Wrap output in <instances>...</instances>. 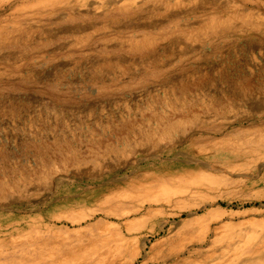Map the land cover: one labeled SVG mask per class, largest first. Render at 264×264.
I'll return each mask as SVG.
<instances>
[{"label":"rangeland","instance_id":"rangeland-1","mask_svg":"<svg viewBox=\"0 0 264 264\" xmlns=\"http://www.w3.org/2000/svg\"><path fill=\"white\" fill-rule=\"evenodd\" d=\"M218 1L223 4V0ZM175 4L176 0H149L139 15L118 18L120 24L116 19H98L95 29L87 34L65 36L59 31L55 16L30 15L19 20L22 28L26 26L31 31L27 45L12 48L1 45L0 40V217L11 214L18 219L31 218L30 227L9 226L0 220V264L61 263L52 245L62 249L91 235L106 237L124 222L141 219V211L152 205L153 218L142 224H160L168 216L169 220L157 235L143 232L138 236L151 245L171 230L176 241L184 240L185 248L192 241L196 250L191 257L188 251L181 254L184 256L175 260L177 264H209L211 258L226 264L227 260L236 259L238 250L246 247L241 245L242 240L236 244L224 240L208 243L213 237L210 230L220 221V233L239 235L244 241L247 236L264 231V182L250 184L264 177V155L257 160L249 156L234 161L224 148L230 141L240 147L248 141L252 147L254 142L248 138L257 136L256 125L264 126V0H244L250 13L232 7L227 16L232 17L235 30L224 33L204 31L210 15L169 21L158 13L165 9L171 14L173 9L175 13L191 7L173 8ZM161 18L164 24L159 29L128 31L120 27L144 20L159 22ZM12 22L15 20H8L6 26L15 27ZM184 22L194 26L176 27ZM251 23L260 24L261 31L247 27ZM142 34L150 36V45L132 49ZM245 77H250L247 84L252 86L248 92L252 97L237 98L223 108L196 105L200 98L211 97L207 93L209 87L218 92L227 81ZM257 83L262 84L256 87ZM180 86H184V94ZM251 100L262 110L254 111ZM181 102H193L194 113L184 110V119L175 125L177 128L163 130L162 119L171 117L173 107ZM201 120L207 122L206 128L210 127L207 132L199 126ZM215 125L220 127L217 133L211 128ZM191 136L199 141L190 143ZM256 151L264 152V147ZM206 167L216 171L205 170L211 175H201V169ZM161 171L168 173L163 176L165 179L155 177ZM138 174L139 180H132ZM197 181L201 182V190L193 192L189 183ZM247 181L252 188H240L239 184ZM166 187L171 192H164ZM166 194L186 199L188 204L149 201ZM107 195L117 201L98 205ZM207 231L208 241L200 242ZM169 243L170 240L159 244L158 248ZM260 249L264 251V247ZM261 250L249 251L242 257L251 260ZM144 254L132 264H141ZM186 256L190 258L182 259ZM118 259L114 264H124L127 258ZM237 260L235 264L240 263ZM253 264H264V259Z\"/></svg>","mask_w":264,"mask_h":264},{"label":"bare ground","instance_id":"bare-ground-1","mask_svg":"<svg viewBox=\"0 0 264 264\" xmlns=\"http://www.w3.org/2000/svg\"><path fill=\"white\" fill-rule=\"evenodd\" d=\"M149 0H0V40L2 41L1 45H8L9 47L12 48H16L19 46H23V45H27V40H28V36L31 34L30 29H25L21 27V24L19 21L20 18L22 17H27V16H32L33 15H43V16H55V21L57 24H59L60 26H58L59 31L64 34H76V33H81V32H85L87 34V32H89L92 28L95 29L96 27V22L98 19L101 20H109L111 19L113 22L115 21V19L117 20L118 18L124 17H130L131 15H139V10H142L145 6V3L148 2ZM164 1V0H163ZM175 1V0H174ZM251 2V1H250ZM160 3V2H159ZM161 4V3H160ZM209 4V6L207 5ZM187 5H191V7H188V10H178L177 12H174L173 8H179L181 6H187ZM165 6V5H164ZM244 6V0H223V4L219 3L218 0H176V4L173 6V11L168 12V10L163 9V12H158L160 15H162V18L165 20H175L178 21L179 18H186V17H196V16H202V15H210V19L207 22V25H204L205 28V32H217V33H224L227 31H233L235 30V25L232 24L233 19L230 16H227V14L229 13L230 10H232V7L235 9V11H241V12H252L250 11L248 8L241 7ZM172 7V6H171ZM254 8V7H253ZM252 8V9H253ZM187 9V8H185ZM251 9V8H250ZM254 10V9H253ZM2 11V12H1ZM158 11V10H157ZM162 11V10H161ZM259 13V12H258ZM264 13V12H263ZM235 14V13H234ZM237 14V13H236ZM252 14V13H251ZM145 15V14H144ZM149 15V14H148ZM157 15V13L155 14ZM232 15V14H231ZM240 15V14H239ZM249 15V14H248ZM264 15V14H263ZM141 16V15H140ZM153 16V15H152ZM165 16V18L163 17ZM226 16V17H223ZM244 16V15H243ZM247 16V15H246ZM249 17V16H248ZM246 17V18H248ZM36 18V17H35ZM34 18V19H35ZM47 18V17H46ZM138 18V17H137ZM158 18V17H157ZM161 18V19H162ZM263 18V17H262ZM10 19H14L15 22L13 23L15 25V27L9 28L8 26H6L8 23L7 21ZM32 19V18H31ZM54 19V18H53ZM156 19V18H155ZM159 21V22H153L152 21H141V22H136V24H123L120 27H123L124 29L129 30H139V29H148V30H154L158 27H161L164 22ZM203 19V18H202ZM250 19V18H249ZM248 19V20H249ZM141 20V18H140ZM158 20V19H157ZM204 20V19H203ZM203 20H200L203 22ZM232 20V21H231ZM258 20V19H257ZM24 21V20H23ZM27 21V20H26ZM25 21V22H26ZM118 21V20H117ZM123 21V20H122ZM180 21V20H179ZM188 21V20H187ZM194 21V19H193ZM197 21H199L197 19ZM206 21V20H205ZM99 22V21H98ZM120 24V21H118ZM11 23V24H12ZM53 23V22H52ZM104 23V22H103ZM125 23V21H124ZM128 23V22H127ZM134 23V22H133ZM173 23V22H172ZM184 23H175L176 27L179 29H187L191 26H194L192 22H189L187 24ZM239 23V21H238ZM17 24V25H16ZM28 24V23H27ZM110 24V22H109ZM118 24V26H119ZM204 24V23H203ZM101 25V24H100ZM106 25V24H105ZM116 25V23H115ZM36 26V25H34ZM108 26V25H107ZM196 26V25H195ZM200 26V25H199ZM237 26V25H236ZM42 27V26H41ZM117 27V25H116ZM247 27H249L251 30H259L260 29V24H254L251 23L249 25H247ZM29 28V27H28ZM49 28V26H48ZM47 28V29H48ZM119 28V27H118ZM165 28V27H164ZM173 28V27H172ZM192 28V27H191ZM194 28V27H193ZM202 28V27H201ZM159 29V28H158ZM171 29V28H170ZM190 29V28H189ZM188 29V30H189ZM200 29V28H199ZM141 30V31H142ZM162 30V29H161ZM192 30V29H191ZM243 30V29H242ZM49 31V30H48ZM158 31V30H157ZM247 31V30H246ZM264 31V30H263ZM151 32V31H150ZM155 32V31H154ZM82 33V34H83ZM141 33V32H140ZM165 33V32H164ZM55 34V33H54ZM53 34V35H54ZM150 34V33H148ZM60 35V34H59ZM80 35V34H79ZM152 35V34H151ZM163 35V34H162ZM243 34H240V36ZM52 36V35H51ZM85 36V35H84ZM165 36V35H164ZM168 36V35H167ZM238 36V35H237ZM245 36V35H244ZM60 37V36H59ZM161 37V36H160ZM163 37V36H162ZM47 38V37H46ZM83 38V37H82ZM158 38V35L157 37ZM165 38V37H164ZM30 39V38H29ZM86 39V38H84ZM150 36H148L147 34H142L141 37H138L136 39V43L135 45L131 46L132 49H143L146 47L147 43L149 44L150 40ZM154 39V38H153ZM163 39V38H162ZM212 39V38H211ZM158 41V40H157ZM5 42V44H4ZM84 42V41H83ZM32 43V42H31ZM134 43V42H132ZM35 44V43H34ZM116 44V43H115ZM120 44V42H119ZM152 44V43H151ZM150 45V44H149ZM155 45V44H154ZM158 46V45H157ZM232 46V45H231ZM252 46V45H251ZM263 46V45H262ZM31 47V46H29ZM220 47V46H219ZM224 47V46H222ZM261 47V46H259ZM168 48V47H167ZM231 48V47H230ZM263 48V47H262ZM20 49V47H19ZM24 49V48H23ZM30 49V48H29ZM155 49V48H153ZM157 49V48H156ZM82 50V49H81ZM93 50V49H92ZM235 50V49H234ZM241 50V49H240ZM244 50V49H243ZM39 51V50H38ZM77 51V50H76ZM100 51V50H99ZM163 51V50H162ZM144 53V52H143ZM142 53V54H143ZM236 53V52H235ZM261 53V52H260ZM5 54V53H4ZM165 54V53H164ZM24 56V55H23ZM59 56V55H58ZM146 56V55H145ZM154 56V55H153ZM152 57V56H151ZM254 58V56H252ZM79 58V57H78ZM173 58V57H172ZM170 61V60H168ZM174 62V61H173ZM23 63V62H22ZM98 63V62H97ZM32 64V63H31ZM217 65V64H216ZM1 66V65H0ZM169 67V66H168ZM216 68V67H215ZM204 69V68H203ZM90 70V69H89ZM195 71V70H194ZM246 71V70H245ZM28 75V74H27ZM24 76V75H23ZM223 76V75H222ZM4 77V76H3ZM219 77V76H218ZM250 77H245L243 79H238L237 81L234 82H226L227 85L223 90L220 91H216L212 90V87H209V89L207 90V93L211 94L210 98L208 97H203L200 98L201 100H199L196 105L198 103H202L205 106H207L208 108H212L215 109L216 106H221L220 108H223L226 104L230 103V101H234L235 99H242L245 96H249L252 97L250 93H248L250 91V89L252 88L251 85L247 84V82H249L247 79H249ZM176 79V78H175ZM252 79V78H251ZM191 80V79H190ZM209 80V79H208ZM184 83V82H183ZM222 83V82H221ZM177 84V83H176ZM181 84V83H180ZM262 83H257L255 84L256 87H260ZM170 85V84H169ZM168 85V86H169ZM203 86V85H202ZM210 86V85H209ZM172 87V86H171ZM255 87V88H256ZM264 87V86H263ZM173 88V87H172ZM192 88V87H191ZM212 88V89H210ZM254 90L256 91L257 89ZM262 88V87H261ZM259 88V89H261ZM168 89V88H167ZM171 89V88H170ZM174 89V88H173ZM258 89V90H259ZM169 90V89H168ZM172 90V89H171ZM180 90L182 91V94H184V86H180ZM205 91V90H204ZM172 92H176L175 90ZM188 93V92H187ZM171 94V92H170ZM186 94V93H185ZM192 94V93H191ZM198 95V94H197ZM179 96V95H178ZM247 99V97H245ZM255 98V97H254ZM251 99V98H250ZM177 100V99H175ZM206 100V101H205ZM185 101V100H184ZM236 101V100H235ZM252 101V100H251ZM258 101V100H257ZM165 102V101H164ZM245 102V101H244ZM254 102V101H252ZM16 103V102H15ZM27 103V102H26ZM232 103V102H231ZM236 103V102H234ZM239 103V102H238ZM19 104V103H18ZM149 104V103H148ZM233 104V103H232ZM237 104V103H236ZM251 104V108L255 111H261L262 107L256 105V103H250ZM45 105V104H44ZM58 105V104H57ZM203 105V106H204ZM210 105V106H209ZM216 105V106H215ZM241 105V104H239ZM243 105V104H242ZM248 105V104H247ZM173 106V105H172ZM37 107V106H36ZM80 107V106H79ZM171 107V106H170ZM237 107V106H236ZM246 107V106H245ZM47 108V107H46ZM202 108V107H201ZM235 108V107H234ZM240 108V107H238ZM35 109V108H34ZM72 109V108H71ZM134 109V108H133ZM174 112L171 115V117H169L168 115L165 116L162 119V123L164 124L162 129L163 130H169V129H173V127L175 125H177L178 123H180L183 119H184V110H187L188 112H193L195 110V104L193 102H189V105L186 103H180L178 105H176V108H174ZM198 109V108H197ZM247 109V108H246ZM202 110V109H200ZM220 110V109H219ZM222 110V109H221ZM224 110V109H223ZM36 111V110H35ZM55 111V110H54ZM197 111V110H196ZM214 111V110H213ZM6 112V111H5ZM135 112V111H134ZM203 112V111H202ZM58 113V112H57ZM56 113V114H57ZM141 113V112H140ZM1 114V113H0ZM20 114V113H19ZM55 114V115H56ZM90 114V113H89ZM200 114V113H199ZM206 114V113H205ZM52 115V114H51ZM66 115V114H65ZM195 115V114H194ZM247 115V114H246ZM211 116V115H210ZM30 117V116H29ZM48 117V116H47ZM50 117V116H49ZM186 117V116H185ZM196 117V116H194ZM199 117V116H197ZM208 117V116H207ZM137 118V117H136ZM172 118H176V119H172ZM252 118V117H251ZM24 119V118H23ZM147 119V118H146ZM160 119V120H161ZM198 119V118H197ZM200 119V118H199ZM198 119V120H199ZM202 119V118H201ZM215 119V118H214ZM132 120V119H131ZM196 120V119H195ZM52 121V120H51ZM43 122V121H42ZM96 122V121H95ZM192 122V121H191ZM201 123L199 126L203 127L205 130L203 132H207L210 127H205L206 123L204 121L201 120ZM34 123V122H33ZM126 123V122H125ZM150 123V122H149ZM103 124V123H102ZM161 124V123H160ZM147 125V124H146ZM149 125V124H148ZM154 125V124H152ZM157 125V123H156ZM190 125V124H189ZM38 126V125H37ZM42 126V125H41ZM108 126V125H107ZM155 126V125H154ZM197 126V125H196ZM74 127V126H73ZM131 127V126H130ZM144 127V126H143ZM176 127V126H175ZM117 128V127H116ZM177 128V127H176ZM213 130L215 131L214 133H217L220 129L219 126L215 125L213 127ZM222 128V127H221ZM244 128V127H243ZM247 128V127H245ZM139 129V127H138ZM154 129V128H153ZM181 130V128H179ZM253 129V128H252ZM255 129V128H254ZM116 130V129H115ZM135 130V129H134ZM143 130V129H142ZM177 130V129H176ZM256 133L258 131V133L260 134H256L255 135L258 136H254L255 138H248L250 139L249 141H253L254 145L249 146L248 141L246 142L245 145H241L240 146H235L234 144L228 143L226 145V147L224 146V148H226V150L232 155L233 160L237 161V160H244V158L249 159V156H253L254 158L257 159H261L262 154L264 155V152L261 151H256L260 148L264 147V126H257L256 125ZM148 131V129H147ZM254 132V130H252ZM133 132V131H131ZM137 132V131H136ZM140 132V130H139ZM168 132V131H167ZM222 132V131H221ZM247 132V131H246ZM46 133V132H45ZM81 133V132H80ZM170 133V132H169ZM191 133V132H190ZM196 133V132H195ZM243 133V132H242ZM248 133V132H247ZM253 134V133H252ZM251 134V135H252ZM74 135V134H73ZM154 135V134H153ZM164 135V134H163ZM205 135V134H204ZM228 135V134H227ZM250 135V134H249ZM186 136V135H185ZM188 136V135H187ZM200 136V135H199ZM229 136V135H228ZM248 136V135H247ZM53 137V136H52ZM145 137V136H144ZM152 137V136H151ZM156 137V134H155ZM198 137V135H197ZM204 137V136H203ZM234 137V136H233ZM232 137V138H233ZM244 137H246V135H244ZM224 138V137H223ZM62 139V138H61ZM213 139V138H212ZM215 139V138H214ZM221 139V138H220ZM219 139V140H220ZM40 140V139H39ZM92 140V139H91ZM190 141V143H194L199 141L198 138L196 139L195 137H190L188 139ZM225 140V139H224ZM227 140V138H226ZM231 140V139H230ZM56 141V140H55ZM151 141V140H150ZM20 142V141H19ZM57 142V141H56ZM233 142V141H232ZM66 143V142H65ZM146 143V142H145ZM210 143V142H209ZM216 142H214L215 144ZM236 143V142H235ZM239 143V142H238ZM135 144V143H134ZM232 144V145H231ZM240 145V144H239ZM251 145V144H250ZM218 146V145H217ZM59 147V146H58ZM113 147V146H112ZM204 147V146H203ZM214 147V146H213ZM223 147V146H222ZM57 149V147H55ZM60 148V147H59ZM220 148V146H219ZM118 150V149H117ZM224 150V149H222ZM111 151V150H110ZM53 152V151H52ZM58 152V151H57ZM95 152V151H94ZM59 153V152H58ZM42 154V153H41ZM46 154V153H45ZM109 154V153H108ZM225 154V153H224ZM227 154V152H226ZM53 155V154H52ZM99 155V154H98ZM134 155V154H133ZM188 155V154H186ZM34 156V155H33ZM88 156V155H87ZM43 157V156H42ZM49 157V156H47ZM53 157V156H52ZM45 158V157H44ZM7 159V158H6ZM36 160V159H35ZM47 160V159H46ZM57 160V159H56ZM59 160V159H58ZM251 160V159H250ZM255 160V161H256ZM8 161V160H7ZM233 161V162H234ZM246 161V160H245ZM242 162V161H241ZM248 162V161H247ZM254 162V161H253ZM66 163V162H65ZM27 164V163H26ZM42 164V163H41ZM47 164V163H46ZM53 164V163H52ZM90 164V163H89ZM99 164V163H98ZM205 164V163H204ZM239 164V163H237ZM242 164V163H241ZM244 164V163H243ZM54 165V164H53ZM226 165V164H225ZM236 165V164H235ZM51 166V165H50ZM201 166V165H200ZM199 166V167H200ZM211 166V165H210ZM48 167V166H47ZM262 167V166H261ZM7 168V167H6ZM9 168V167H8ZM21 168V167H20ZM19 168V169H20ZM98 168V167H97ZM214 168V167H213ZM212 167H206V169H201V175H211L210 172H207L205 170H210L212 172L216 171L214 170ZM17 169V168H16ZM22 169V168H21ZM3 170V169H2ZM14 170V169H13ZM78 171V170H77ZM194 171V170H193ZM16 172V171H15ZM14 172V174H15ZM93 172V171H92ZM152 172V171H151ZM41 173V172H40ZM149 173V172H148ZM183 173V172H182ZM8 174V173H7ZM153 174V173H152ZM151 174V175H152ZM166 174H168L167 172H163L161 171L159 174L156 173L157 176H155L156 178L159 179H165L163 178V176H165ZM173 174V173H172ZM4 175V174H3ZM25 175V174H24ZM199 175V174H198ZM15 176V175H14ZM18 176V175H17ZM22 176V175H21ZM27 176V175H25ZM42 176V175H41ZM56 176V175H55ZM139 176L135 175V177L132 180H139ZM158 176H162V177H158ZM261 176V175H260ZM259 176V177H260ZM172 177V176H171ZM16 178V177H15ZM19 178V177H18ZM25 178V177H24ZM100 178V177H99ZM132 178V177H131ZM14 179V178H13ZM12 179V180H13ZM37 179V178H36ZM6 180V179H5ZM8 180V179H7ZM21 180V179H20ZM25 180V179H23ZM1 181V180H0ZM21 182V181H20ZM237 182H241V180L237 181ZM260 182H264V177H260L258 180H253L252 182H250L251 186L254 185L255 183H260ZM2 183V182H1ZM24 183V182H23ZM143 183V182H142ZM201 182L197 181L196 183H193L192 185L189 183V189L193 192H199L201 190ZM205 183V182H204ZM203 183V184H204ZM25 184V183H24ZM29 184V183H28ZM144 184V183H143ZM209 184V183H207ZM223 184V182H222ZM11 185V184H10ZM16 185V183H15ZM147 185V184H146ZM205 185V184H204ZM225 185V184H224ZM7 186V185H6ZM19 186V185H18ZM23 185H21L22 187ZM139 186V185H138ZM209 186V185H208ZM240 188L245 189V186H247L246 188H252L251 186H249V182L247 181L246 183H241L239 184ZM249 186V187H248ZM132 187V186H131ZM210 187V186H209ZM173 188V187H172ZM133 189V188H132ZM146 190V189H145ZM152 190V189H151ZM176 190V189H175ZM187 190V189H186ZM251 190V189H250ZM156 191V190H155ZM163 191L166 193L171 192V188L166 187L163 188ZM190 191V192H191ZM204 191V190H203ZM264 191V190H263ZM132 192V191H131ZM157 192V191H156ZM179 192V191H178ZM191 192V193H193ZM114 193V192H113ZM175 194L177 193L174 192ZM173 193V194H174ZM201 193V192H200ZM107 194V193H106ZM105 194V195H106ZM152 194V193H151ZM171 194V193H170ZM172 194V195H173ZM203 194V193H201ZM159 195V193H158ZM14 196V195H13ZM99 196V195H97ZM108 196V195H107ZM198 196V195H197ZM214 196V195H213ZM199 197V196H198ZM102 198V197H101ZM195 198V197H194ZM196 199V198H195ZM186 199L183 198H173L170 197L169 194L165 197H154L151 200H149L150 202L154 201V202H168V203H174L175 205L178 203L180 204L182 202L183 206H185L186 204H188V202L185 201ZM6 201V200H5ZM117 199L116 198H112L111 197H104V200H100V202L98 203V205H110L111 203L113 204V202H116ZM201 201V200H200ZM97 202V201H95ZM147 202V201H146ZM216 202V201H215ZM118 203V202H117ZM214 203V202H213ZM116 204V203H115ZM133 204V203H132ZM150 204V203H149ZM120 205V204H118ZM117 204L115 206H118ZM122 205V204H121ZM151 205V204H150ZM153 206V205H152ZM152 206H148L145 207L146 209L144 211H141V219L139 218H134L133 221H127L124 222L125 225L124 226H117L118 230H115L113 233H110L108 236L105 237L104 236H100L101 234L98 235H91V237L89 238H84L81 239L80 241H78V243L72 244V247L70 245L65 246V248H59L56 245H52V250L54 253L59 254L60 256V262L58 264H114L115 260L121 257H126V261L124 262V264H132L134 260H136V258H138L139 255L144 254V259L142 261L141 264H150V263H163V264H175L176 263V259L183 257L181 256V254H184L185 252L188 251L189 256L191 257V253H193L196 249H193L194 245L192 244H188L185 248V243L182 241V239L176 241L174 239V234L172 235V231H169V235L165 236L163 238L157 239L155 241V243H151V245L148 244L147 239H140L138 235H141L143 232L148 233L149 235H157L163 228H164V224L169 220V216L165 217L163 220H161L160 224H157L155 222H152L150 226H146L144 223L142 224L143 221H149L151 220L153 217H151L150 213L152 211H154V207ZM156 206V205H155ZM158 207V206H157ZM164 207V206H163ZM180 207V206H179ZM203 207V206H201ZM98 209H101L100 206L96 207ZM199 208V207H198ZM104 209V207H103ZM165 209V208H163ZM172 209V208H171ZM174 209V208H173ZM192 209V208H191ZM133 211L138 210V208H133ZM143 210V209H142ZM264 211V210H263ZM155 212V211H154ZM104 213V212H103ZM158 213V212H157ZM193 213V212H192ZM217 213V212H215ZM112 213H110L111 215ZM174 214H176V212H174ZM187 214V213H186ZM214 214V213H213ZM213 214H210L211 216ZM153 215V214H152ZM218 215V214H217ZM221 215V214H220ZM218 215V216H220ZM264 215V214H263ZM106 216V215H105ZM215 214L212 216L214 217ZM231 216V215H230ZM108 217V214L107 216ZM200 218V217H199ZM228 218V217H227ZM236 218V217H235ZM234 218V219H235ZM238 218V217H237ZM195 219V218H194ZM198 219V218H197ZM204 219V218H203ZM239 219V218H238ZM0 220L4 221V223L6 225L9 226H25V227H30V221L31 218L30 217H20V219L15 218L14 216L10 215H3L2 217H0ZM106 220V219H105ZM180 220V219H179ZM178 220V221H179ZM208 220V219H207ZM211 220V219H209ZM231 220V218H230ZM243 220V219H241ZM264 220V219H263ZM107 221V220H106ZM225 221V220H224ZM227 221V220H226ZM237 221V220H236ZM244 221V220H243ZM99 221H97L98 223ZM159 222V221H158ZM196 222V221H195ZM205 222V221H204ZM218 222V221H217ZM230 222V221H228ZM220 224L216 225L215 228L211 229L210 231L212 232V238L209 239V244H214V242L220 240H224V241H229L227 243H231V244H236L237 241L239 242V240H242L243 243L241 244L242 246H246L245 248L242 247L238 250L237 252V258H231L230 261L228 262V264H235V261L237 259L239 260V264H253L255 262L260 261L261 259H264V252L263 250H261L260 248L264 247V231H261L259 233H257V235L255 234V236L249 235L247 236V240L245 239V241L243 240V237H239L236 236L235 234H222L220 233V227L222 225V222H219ZM232 223V222H231ZM244 223V222H243ZM263 224V222H262ZM35 225V224H34ZM197 225V224H195ZM231 225V224H230ZM85 226V225H84ZM239 226V225H238ZM263 226V225H262ZM106 227V226H105ZM113 227V226H112ZM110 227V228H112ZM223 227V226H222ZM226 227V226H224ZM23 228V227H22ZM108 228V226H107ZM24 229V228H23ZM84 229V228H83ZM100 229V228H99ZM262 229H264L262 227ZM15 230V229H14ZM103 230V229H102ZM108 230V229H107ZM200 230V228H199ZM255 230V229H254ZM257 230V229H256ZM27 231V230H26ZM78 231V230H77ZM189 231V230H188ZM191 231V230H190ZM210 231L208 233V231L206 233L203 232L204 236L198 239H200V242H205L208 241V236L210 234ZM18 232V231H17ZM30 232V231H29ZM38 232V230H37ZM99 232V231H97ZM110 232V231H109ZM168 232V231H167ZM192 232V231H191ZM197 232V231H196ZM243 232V231H242ZM104 233V232H103ZM201 233V232H200ZM241 233V232H239ZM246 233V232H244ZM36 234V233H35ZM196 234V233H195ZM27 235V234H26ZM184 235V234H183ZM193 236V235H192ZM195 236V235H194ZM245 234H244V238H245ZM27 237V236H26ZM25 237V238H26ZM33 237V236H32ZM60 237V236H59ZM197 237V236H196ZM211 237V236H210ZM81 238V237H80ZM146 238V237H145ZM195 238V237H194ZM57 239V237L55 238ZM149 240V239H148ZM170 243L168 244V246H166L165 248H161L159 246V244L161 245L162 243L169 241ZM189 240V239H188ZM192 240V239H191ZM92 241V242H91ZM219 241V242H220ZM3 242V239L0 236V243ZM56 242V241H55ZM183 242V243H182ZM58 243V242H57ZM188 243V242H187ZM218 243V242H217ZM207 244V243H206ZM50 245V243H49ZM166 245V244H164ZM233 246V245H232ZM51 247V246H50ZM147 247H149V251L147 250ZM198 247V246H197ZM209 247V245H208ZM196 248V247H195ZM202 248V247H201ZM193 249V250H191ZM200 249V248H199ZM261 253L259 255H257L256 257H253V259L248 260V258H243L242 256L246 253H249V251L252 252H257L259 251ZM0 251H2V248H0ZM211 251V250H210ZM209 251V252H210ZM213 251V250H212ZM215 251V250H214ZM208 253V251H207ZM227 253V252H226ZM235 254V253H234ZM258 254V253H257ZM198 255V254H197ZM235 255V256H236ZM254 255V254H253ZM188 256V257H189ZM216 256V255H215ZM187 256L182 258H188ZM189 257V258H190ZM200 257V256H199ZM220 257V256H219ZM198 258V257H197ZM211 258V257H210ZM209 258V259H210ZM230 258V257H229ZM195 259V258H194ZM202 259V258H201ZM247 259V260H246ZM38 260V259H37ZM119 260V259H118ZM192 260V259H191ZM211 261L209 264H222V262H219V260L217 258H211ZM122 261V260H121ZM238 261V260H237ZM59 262V261H58ZM206 262V261H205ZM226 262V264H227ZM179 263V262H178ZM192 263V262H191ZM201 263V262H199ZM53 264V263H52ZM177 264V263H176ZM202 264V263H201Z\"/></svg>","mask_w":264,"mask_h":264}]
</instances>
